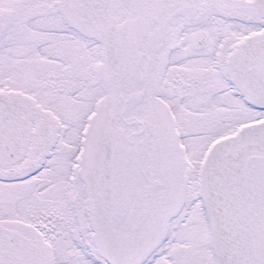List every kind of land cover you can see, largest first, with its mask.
<instances>
[{
  "label": "snow or ice",
  "instance_id": "snow-or-ice-1",
  "mask_svg": "<svg viewBox=\"0 0 264 264\" xmlns=\"http://www.w3.org/2000/svg\"><path fill=\"white\" fill-rule=\"evenodd\" d=\"M0 264H264V0H0Z\"/></svg>",
  "mask_w": 264,
  "mask_h": 264
}]
</instances>
